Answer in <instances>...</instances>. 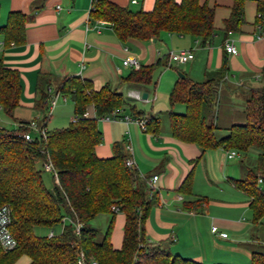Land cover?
<instances>
[{
    "label": "trees",
    "instance_id": "16d2710c",
    "mask_svg": "<svg viewBox=\"0 0 264 264\" xmlns=\"http://www.w3.org/2000/svg\"><path fill=\"white\" fill-rule=\"evenodd\" d=\"M247 0H231L230 15L223 23L225 38L240 33L245 24L244 6ZM256 23L264 18V0H255ZM215 9L201 0H155L151 11L132 12L109 0H97L90 13L92 20L104 21L112 26L117 38L147 41L157 39L160 33L188 35L206 45L214 32ZM32 18L20 12L8 14L0 36L4 46L19 45L25 40V26ZM160 63L131 71L127 82L147 85L153 70ZM227 64L207 74L200 83L183 78L170 94V107L185 106L182 115L169 113L171 136L183 143L196 145L202 153L223 148L236 151L238 155L253 149L257 157L253 165L246 163L240 179H229L238 192L249 199L252 224L264 216V64L260 72L259 86L249 92L245 102L244 122L224 129L227 136L217 139L215 133L221 128L216 122L217 87L225 80ZM53 76L39 75L37 98L34 109L43 113L41 125L46 131L48 117V88ZM61 96L69 97L74 104V116L82 115L88 106L95 112L94 119H86L67 128L46 131V139L34 134L26 142L21 135L27 131L19 121L14 131L0 127V206L11 210L10 232L16 247L9 252L0 251V264H14L21 256H27L31 264H78L80 255L84 264H199L173 256L168 243H148L144 225L149 211L156 204L157 195H148L146 180L135 168L125 162L128 154L122 144L114 143L113 155L99 159L95 148L101 143L97 119L125 106L122 95L104 86L93 91L91 83L77 77L64 78L56 88ZM21 95L20 75L17 70L3 66L0 60V109L14 119ZM136 117L144 118L148 132L157 131L160 123L150 115L130 109ZM242 157V156H241ZM246 157L241 159L245 164ZM48 161L57 172L58 183L48 189L43 182L37 164ZM261 179V185L258 184ZM193 169L184 179L178 192L191 195ZM206 199L185 204L189 211H198ZM111 206L124 215L123 237L120 250H114L110 242V227L101 241L98 232L88 222L102 214H115ZM117 212V213H118ZM69 217L71 223L63 226L57 237L35 236L36 227L52 228L63 225ZM114 219V218H112ZM75 223L80 225L75 231ZM250 264H264V252L253 251Z\"/></svg>",
    "mask_w": 264,
    "mask_h": 264
},
{
    "label": "crops",
    "instance_id": "0c3cea01",
    "mask_svg": "<svg viewBox=\"0 0 264 264\" xmlns=\"http://www.w3.org/2000/svg\"><path fill=\"white\" fill-rule=\"evenodd\" d=\"M90 1L0 0V26L5 25L11 12H20L32 18L25 26V40L22 44L4 46L3 37L0 36V60L3 66L17 70L20 75V101L13 114L17 125L15 130L19 121H36L41 124L43 113L34 109L39 75L53 76L50 88L55 92L60 82L67 77L90 82L93 91H99L104 86L117 91L125 100V106L120 108L121 114L135 118L130 110L134 108L136 112L150 115L160 123L157 131L145 133L134 123L97 119L101 133V143L94 150L97 158H111L113 144L120 143L125 150L127 147L132 149L134 168L141 177L150 179L158 176L154 193L157 195L156 204L151 207L144 225L145 240L148 243H168L173 256L199 264L250 262L253 251H264L262 219L256 225L252 224L251 219L249 225L244 218H239L238 213L246 209L252 214L249 199L228 181L230 178L238 179V174L239 179L242 178L246 160L245 164L240 161L238 166L233 165L236 158L227 159L223 148L202 153L196 145L174 139L169 130L168 114L182 115L185 106L169 105L165 111H158L156 104L164 98L169 102L173 86L182 80L179 75L200 83L225 61L227 70L225 80L217 87L215 112L216 122L221 124L217 139L227 136L224 129L233 125L230 123L235 120V114L239 117L243 115L249 92L259 86L264 64V36L258 38L260 30L256 23L258 14L255 0L245 2V24L241 32L230 34L228 38H225L223 23L230 15L231 0H201V3H207L215 9L214 32L206 45H201L196 37L165 32L154 40L128 39L122 42L112 26L104 21L95 26L94 20H91L86 30ZM109 1L132 12H149L155 2ZM226 40L233 43L236 55L226 53ZM181 50L190 51L193 59L166 69L168 53ZM125 58L137 59L141 67L155 63L160 65L153 70L149 84H134L126 81L134 70L122 66ZM160 68L162 72L155 81L154 72ZM129 92L140 93L141 100L131 99ZM144 95L146 98H143ZM60 97L64 96H59L57 104ZM64 98V104L67 103L66 98L71 101L74 115L72 100ZM136 103L141 104V107L137 108ZM150 104L148 113L141 111L140 108L145 107L147 110ZM86 113L89 119L95 118L92 106L87 107ZM200 165L204 172L202 182L197 183L195 175ZM192 169L191 195L181 194L177 190ZM211 171L216 172L213 174ZM203 198L206 202L200 210L189 211L185 208V204ZM116 214V230L110 241L114 250H120L124 215L120 212ZM66 219V224H69V217ZM212 227L227 234V238L213 235ZM14 264H31V260L21 256Z\"/></svg>",
    "mask_w": 264,
    "mask_h": 264
},
{
    "label": "built area",
    "instance_id": "2783aa9c",
    "mask_svg": "<svg viewBox=\"0 0 264 264\" xmlns=\"http://www.w3.org/2000/svg\"><path fill=\"white\" fill-rule=\"evenodd\" d=\"M96 1L97 0H91L90 1L88 16H87V19L85 21V29L86 30L89 29V23L92 20L90 17V13L94 10V4L96 3ZM132 3H136V1L133 0ZM93 23L95 24V26L102 24L101 21H98V20H94ZM258 27L260 30V34L258 35V38H261L264 36V18L261 19V23L258 24ZM12 45L13 44H11L10 46H12ZM224 47H225V51L227 54H229V55H236L237 54V51H236L233 43L230 40L225 41ZM192 59H193V55L190 51L181 50V51H177V52H169L167 65L168 64L171 65V63L182 65V64H185V63L191 61ZM122 66L131 68L134 71H138L141 68L139 62L135 58H125L122 62ZM47 91L49 94V98H48V102H47V114L49 115V114H51V112L55 108L60 94L55 92V91H52L51 88H48ZM128 96L134 100H141V95H140V93H137V92H129ZM86 119H89V117H88V114L86 112H84L82 115L74 116L71 120V123L72 124H78L80 122H83V120H86ZM101 120L106 121V122L120 120V121L124 122L125 124L134 123L141 129V131L148 133L147 122L145 119L133 118V117H130L127 115H123V114H121L120 109H115L110 114L102 117ZM22 127L27 129V131L21 135L23 140H25L26 142H30L33 140L32 133L40 135L43 139H46L45 129H43L42 126L39 125L36 121H29L28 124L22 125ZM126 152L128 154V158L125 162V165L128 168H134V162L132 159V149L130 147H127ZM226 157H227V159H234V158L238 157V153L236 151H233V150L226 151ZM43 169H44V172H46L47 174H49L53 178L55 183H58L57 172L54 169V167L52 166L50 161L43 164ZM145 180H146V185H147V189H148V195L151 197L156 192V189H157L156 183L158 181V176H153L152 178L145 179ZM261 183H262L261 179H258V184L261 185ZM111 211L113 213H117L118 208L115 206H111ZM11 221H12L11 210H10L9 206H7V205L0 206V251H4V252L12 251L15 249V247L17 245L16 240L13 238V236L10 232ZM66 221H67V219L64 218L63 219V225L61 228V232L63 230V226L66 224ZM68 221L71 223L70 220H68ZM74 227H75V231L78 232L80 225L78 223H75ZM211 233L213 235L218 236V237L223 238V239L227 238V234L219 232L216 227L211 228ZM48 237H53V233L51 232ZM77 263L78 264H84L82 255H80ZM91 264H96V263L91 262Z\"/></svg>",
    "mask_w": 264,
    "mask_h": 264
},
{
    "label": "rangeland",
    "instance_id": "374dc122",
    "mask_svg": "<svg viewBox=\"0 0 264 264\" xmlns=\"http://www.w3.org/2000/svg\"><path fill=\"white\" fill-rule=\"evenodd\" d=\"M168 62V59H167ZM169 65V64H168ZM166 65V69H169V67L171 66V68L173 66H175L173 63H171V65ZM182 69V67H180ZM162 72V68L156 70L154 72L153 75V79L156 81L158 78L159 73ZM63 98L64 97H60V100L57 104V106L55 107V109L53 110V112L49 115L46 113V116L48 117V124L46 127L47 132H52L54 130H58V129H62V128H67L70 124H71V120L74 117V115H72V108H71V101L69 99L66 98V102L64 104L63 102ZM65 99V98H64ZM168 99L164 98L163 101H158L156 105H158V111H165V108H169V104H168ZM137 104V103H136ZM155 105V106H156ZM150 106H147V110H145L143 108H140L141 111H144L145 113L149 112ZM141 107V104H137V108ZM42 121V120H41ZM244 122V117L243 115L239 117V115L235 114V120H233L230 124H239V123H243ZM218 126L220 127V123H217ZM16 120L13 118H10L9 116H7L2 110H0V127L4 128L6 130L9 131H14L16 128ZM216 138L218 136H220V132H216L215 133ZM32 136L34 137V133H32ZM242 156V157H241ZM246 157V162L249 165H253L256 157H257V152L256 150H249L246 154H240L238 155V157L235 159V161H233V165H237L240 163L241 159L243 160V158ZM208 162V160H207ZM37 169L40 170L41 175H42V179L44 182V185L48 188L51 189L54 185V180L53 178L47 174L46 172H44L43 166L38 163L37 164ZM203 172H204V168L202 167V165L199 166V168L197 169L196 172V181L197 183L202 182L201 177H203ZM212 172V171H211ZM216 171L212 172L213 174H215ZM239 174L236 175V177L239 179ZM238 216H240L239 218H244V220L250 225V221L252 219V214L250 213V211L248 209H246L244 212L238 213ZM114 218V219H112ZM117 214H102L97 216L95 219L91 220L90 222H88L89 227L95 229L98 232V241H101L102 238L104 237V235L107 233V231L109 230L110 224H111V220H113V224L110 227V239L111 236L115 234V227H116V221H117ZM66 219V218H65ZM245 223V222H244ZM263 227H264V216L262 217V221H261ZM66 225V224H65ZM61 228L62 226L56 225L52 228H43V227H36L33 230V233L35 234V236L40 237V238H47L49 236V234L52 232L54 237H57L61 234ZM123 233V231H122ZM263 234V233H262ZM111 242V241H110ZM264 252V251H263ZM250 262L245 260V263H241V261H239V264H249ZM238 264V263H236Z\"/></svg>",
    "mask_w": 264,
    "mask_h": 264
},
{
    "label": "water",
    "instance_id": "95a60500",
    "mask_svg": "<svg viewBox=\"0 0 264 264\" xmlns=\"http://www.w3.org/2000/svg\"><path fill=\"white\" fill-rule=\"evenodd\" d=\"M179 77H180L181 79L184 78L182 75H179ZM143 98H146V95H144Z\"/></svg>",
    "mask_w": 264,
    "mask_h": 264
}]
</instances>
